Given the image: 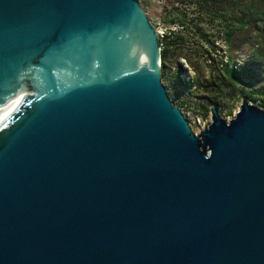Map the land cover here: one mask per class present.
Returning <instances> with one entry per match:
<instances>
[{"label":"water","instance_id":"water-1","mask_svg":"<svg viewBox=\"0 0 264 264\" xmlns=\"http://www.w3.org/2000/svg\"><path fill=\"white\" fill-rule=\"evenodd\" d=\"M0 264H264V108L194 131L138 0H0Z\"/></svg>","mask_w":264,"mask_h":264},{"label":"rangeland","instance_id":"rangeland-1","mask_svg":"<svg viewBox=\"0 0 264 264\" xmlns=\"http://www.w3.org/2000/svg\"><path fill=\"white\" fill-rule=\"evenodd\" d=\"M138 1L149 20L163 30L161 80L174 102L179 104L178 98L188 96L186 108L195 101L216 103L219 114L227 119L243 97L264 108V0ZM216 11L217 15L212 13ZM229 26L234 27L230 40L226 37ZM222 39L229 58L253 69L256 77L244 73L233 80L219 68Z\"/></svg>","mask_w":264,"mask_h":264},{"label":"built area","instance_id":"built-area-1","mask_svg":"<svg viewBox=\"0 0 264 264\" xmlns=\"http://www.w3.org/2000/svg\"><path fill=\"white\" fill-rule=\"evenodd\" d=\"M157 3H161L160 0H154ZM156 29V32L158 34L159 39H161L163 37V30L161 29V27L158 24H155L153 22H151ZM226 40H221L220 42V55L218 58V66L219 68H222L223 70L225 68H230L231 65L233 64V62L230 60L229 55L226 51L227 46L225 44ZM161 45V43H160ZM235 63V62H234ZM238 63V62H236ZM235 63V67H237L238 65ZM177 94V92L175 93V95ZM176 97H178V95H176ZM171 98V97H170ZM186 98H190L188 96H184L181 98H178L177 100L179 101V104H177L176 102H174L171 98V100L177 104L179 106V108L181 109V111L183 112V114L185 115V117L188 119L190 126L192 127V129L196 132L200 131L203 127L204 124L207 122V118L210 119V106H211V102H207L206 100L203 101H195L190 103L189 107L186 108V102L185 99ZM188 101V100H187ZM206 119V121H205Z\"/></svg>","mask_w":264,"mask_h":264},{"label":"trees","instance_id":"trees-1","mask_svg":"<svg viewBox=\"0 0 264 264\" xmlns=\"http://www.w3.org/2000/svg\"><path fill=\"white\" fill-rule=\"evenodd\" d=\"M212 13H214L215 15H217L216 13H217V11L216 12H212ZM223 15V17H225L224 16V14H222ZM261 20H262V18H260ZM236 22H239V23H241L242 25H244L245 23H246V20H235ZM234 27H232V26H229V28H228V31H227V34H226V37H227V39L228 40H230L231 38H232V35H233V32H234V29H233ZM163 56V53H161V57ZM253 57L254 58H257V57H255V55H253ZM231 60V59H230ZM232 61V60H231ZM233 62V61H232ZM235 65V63L233 62V64L231 65V67L230 68H225V73L228 75V76H230V78L231 79H233V80H237V79H239V77L242 75V74H244V73H248L249 75H252L253 77H256V75H257V73L253 70V69H251V68H248V67H242V66H237V67H235L234 66ZM218 88H219V90H220V85H218L217 86ZM253 91H255V90H253ZM261 93L262 94H264V90L263 91H261Z\"/></svg>","mask_w":264,"mask_h":264},{"label":"clouds","instance_id":"clouds-1","mask_svg":"<svg viewBox=\"0 0 264 264\" xmlns=\"http://www.w3.org/2000/svg\"><path fill=\"white\" fill-rule=\"evenodd\" d=\"M240 65V64H239Z\"/></svg>","mask_w":264,"mask_h":264}]
</instances>
